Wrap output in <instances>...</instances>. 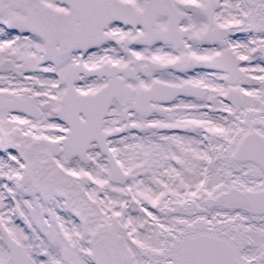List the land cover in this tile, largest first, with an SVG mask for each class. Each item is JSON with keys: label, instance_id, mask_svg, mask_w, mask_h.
I'll return each instance as SVG.
<instances>
[{"label": "snow or ice", "instance_id": "obj_1", "mask_svg": "<svg viewBox=\"0 0 264 264\" xmlns=\"http://www.w3.org/2000/svg\"><path fill=\"white\" fill-rule=\"evenodd\" d=\"M0 264H264V0H0Z\"/></svg>", "mask_w": 264, "mask_h": 264}]
</instances>
